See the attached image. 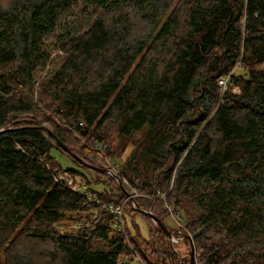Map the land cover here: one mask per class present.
<instances>
[{
    "label": "trees",
    "instance_id": "1",
    "mask_svg": "<svg viewBox=\"0 0 264 264\" xmlns=\"http://www.w3.org/2000/svg\"><path fill=\"white\" fill-rule=\"evenodd\" d=\"M169 1L0 0V264H173L147 211L197 264H264V0Z\"/></svg>",
    "mask_w": 264,
    "mask_h": 264
},
{
    "label": "rangeland",
    "instance_id": "2",
    "mask_svg": "<svg viewBox=\"0 0 264 264\" xmlns=\"http://www.w3.org/2000/svg\"><path fill=\"white\" fill-rule=\"evenodd\" d=\"M3 2L5 0H2ZM170 4L173 3V6L175 7H178V9L180 10V8L182 7L183 5V2L184 0H170L169 1ZM189 8L190 4H186L185 6V11H186V8ZM185 12H182L180 10L179 12V15L180 16V21H184V14ZM181 25L183 26L184 25V22H181ZM56 54H61L60 51H57ZM55 54H53L50 59H52L54 57ZM50 70V67H49V62L47 63L46 67L43 69L42 71V76L39 77L37 79V84L39 82L42 81V78L46 75V73ZM37 90L35 91V95L37 94ZM79 139H81L80 137H78ZM117 136H110V137H107V140H106V143H111L113 146H115L117 144ZM83 141H81L82 143ZM68 146L71 148V144H68ZM67 146V148L69 149V147ZM131 146H128L125 153L122 154V156L119 158V161H123L126 157V155L131 151ZM60 151V150H59ZM61 152V151H60ZM58 152L57 150H52L51 151V156L54 158V160L57 162V164H61L63 166L64 169H67V168H74L76 169L77 171H80L81 174H85V171H83L82 169L80 168H76L75 166H73V164L69 161L68 157L64 155V153H60ZM102 158H98L97 162H98V165L101 167L100 169L102 170H105L107 171L109 174L111 175H114L116 176L117 174V166H118V163L116 161H114L115 159L111 158V156H107L106 154H102ZM79 157V156H78ZM113 159V160H112ZM55 168H57L60 172V175L61 177L63 178H68V179H71L72 181H74L75 183H79L81 185H83V181L78 177V178H73L71 177V175L65 171L64 169L61 170V168L59 166H55ZM106 173V172H105ZM107 174V173H106ZM108 175V174H107ZM109 176V175H108ZM122 179L118 180L119 182H121ZM95 182H99L100 184H97V187H98V190H102L103 187L105 185H107V183H109L108 181L104 180V179H98V180H94ZM102 184V185H101ZM97 190V189H96ZM116 190V189H114ZM127 191L128 192H131L134 196H137V197H143L140 193H138L137 191H133L129 188H127ZM131 193H129V197H130V200L132 201L131 203L134 204V196H130ZM89 197L91 195L87 194ZM135 206V205H134ZM172 211V210H171ZM171 211H169V219L166 220V223L168 225V227L172 228L173 229H179L182 231V230H185V224L178 218V215H175L173 214ZM148 212V211H147ZM143 218V217H142ZM146 219V218H144ZM146 223L153 228V226L151 225L150 221H147L145 220ZM146 223L142 220H138L137 221V226H138V230H139V233L147 238L148 236V227L146 225ZM166 239V238H165ZM23 240V239H22ZM173 242V241H172ZM188 241H186V239L182 238V236L179 235V237L175 236V240L173 242V246H174V249L176 250V252H179V253H182V254H187L189 255V252L192 250L190 248V246L188 245L187 243ZM144 249V248H143ZM194 249V248H193ZM193 254H194V251H193ZM195 255V254H194ZM172 256V255H171ZM173 258V257H172ZM151 259V257H150ZM152 260V259H151ZM175 260H177L176 256H175ZM195 261L197 262V259H196V255H195ZM153 262V261H151ZM154 264H157L156 262H153ZM120 264V263H119ZM128 264H141V262L139 263L138 259L137 260H130L128 261ZM175 264V263H174ZM197 264V263H196Z\"/></svg>",
    "mask_w": 264,
    "mask_h": 264
},
{
    "label": "water",
    "instance_id": "3",
    "mask_svg": "<svg viewBox=\"0 0 264 264\" xmlns=\"http://www.w3.org/2000/svg\"><path fill=\"white\" fill-rule=\"evenodd\" d=\"M41 128V127H40ZM55 141L57 142V144L59 145V147L63 150V151H65V152H67L75 161H77L78 163H80L81 165H84V166H86V167H88V168H90V169H93V170H96V171H99L100 173H107V171H105V170H102V169H98V168H96V167H93V166H90V165H88V164H86L83 160H81V158L80 157H78L77 155H75V154H73L68 148H67V146L66 145H63L61 142H60V140L59 139H56L55 138ZM110 176V175H109ZM111 177V176H110ZM118 181V180H117ZM119 186H120V188L121 189H123V187L121 186V183L119 184ZM123 191H124V189H123ZM124 195H125V197H126V199H127V201H129V199H128V197H127V195H126V193H125V191H124ZM130 202V201H129ZM134 208H136L135 206H133ZM144 214H145V216H147V217H149L150 218V223H151V225L153 226V228L154 227H156L155 225H157L159 228H160V230L163 232V234H164V236H165V238H166V240H168L169 241V245H170V247H171V249H172V251L176 254V258H177V260L175 261V264H196V261H195V255L193 254V251H194V249H193V244H192V241L189 239V237L188 236H185V237H182V238H184V239H186V240H188V242H189V246H190V248L192 249L190 252H189V255H187V254H182V253H179V252H176V250L173 248V245H172V236H171V232L169 231V229L165 226V225H163L160 221H159V219H157L154 215H152L150 212H144ZM180 236H182L181 234H179ZM149 264H154L153 262H149ZM158 264V263H157Z\"/></svg>",
    "mask_w": 264,
    "mask_h": 264
},
{
    "label": "built area",
    "instance_id": "4",
    "mask_svg": "<svg viewBox=\"0 0 264 264\" xmlns=\"http://www.w3.org/2000/svg\"><path fill=\"white\" fill-rule=\"evenodd\" d=\"M218 85L219 86H221L223 89H225L226 88V85H227V79L225 78V79H220L219 81H218ZM107 174H109L108 172H107ZM109 175H111V174H109ZM64 180H65V183H66V185L68 186V187H70V188H72V189H74V190H78V188H79V186L74 182V181H72L71 179H68V178H64ZM134 191V190H133ZM131 193V192H130ZM131 197L132 196H134L132 193H131V195H130ZM128 199H129V201H130V203L132 202L131 200H130V197H128ZM127 200V199H126ZM124 204V202H122V203H119V204H116V205H114V206H109L107 209L110 211V213H112L115 217H116V219L117 220H119V222H120V224H121V228H123V219H121V214H122V205ZM132 204V206H134V204L133 203H131ZM173 241H174V239H173Z\"/></svg>",
    "mask_w": 264,
    "mask_h": 264
},
{
    "label": "bare ground",
    "instance_id": "5",
    "mask_svg": "<svg viewBox=\"0 0 264 264\" xmlns=\"http://www.w3.org/2000/svg\"><path fill=\"white\" fill-rule=\"evenodd\" d=\"M228 79V78H227ZM40 128V127H39ZM40 129H42V130H44L45 132H47L51 137H52V139L53 140H55V136L49 131V130H47L46 128H44V127H41ZM57 139V138H56ZM56 142V141H55ZM57 143V142H56ZM63 144V143H62ZM58 145V144H57ZM64 145V144H63ZM59 146V145H58ZM59 182L61 183L62 182V184L65 186V187H67V188H69L70 190H72V191H74L75 192V190L74 189H72V188H70V187H68L67 185H66V183H65V180H64V178L63 177H59ZM126 193V192H125ZM126 195H127V197H129V193H126ZM89 199H92V198H89ZM161 199H164V197H163V195L161 196Z\"/></svg>",
    "mask_w": 264,
    "mask_h": 264
},
{
    "label": "flooded vegetation",
    "instance_id": "6",
    "mask_svg": "<svg viewBox=\"0 0 264 264\" xmlns=\"http://www.w3.org/2000/svg\"><path fill=\"white\" fill-rule=\"evenodd\" d=\"M176 260H172V263L174 264Z\"/></svg>",
    "mask_w": 264,
    "mask_h": 264
},
{
    "label": "crops",
    "instance_id": "7",
    "mask_svg": "<svg viewBox=\"0 0 264 264\" xmlns=\"http://www.w3.org/2000/svg\"><path fill=\"white\" fill-rule=\"evenodd\" d=\"M132 205V204H131Z\"/></svg>",
    "mask_w": 264,
    "mask_h": 264
}]
</instances>
